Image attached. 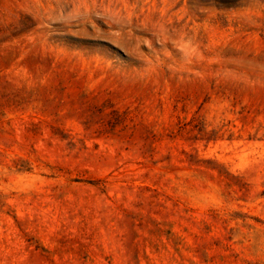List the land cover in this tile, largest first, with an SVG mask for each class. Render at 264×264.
I'll return each mask as SVG.
<instances>
[{
	"label": "rangeland",
	"instance_id": "374dc122",
	"mask_svg": "<svg viewBox=\"0 0 264 264\" xmlns=\"http://www.w3.org/2000/svg\"><path fill=\"white\" fill-rule=\"evenodd\" d=\"M0 264H264V0H0Z\"/></svg>",
	"mask_w": 264,
	"mask_h": 264
}]
</instances>
